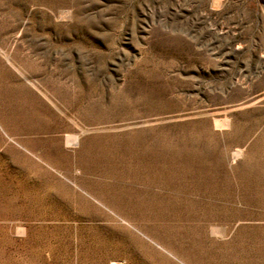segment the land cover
Returning <instances> with one entry per match:
<instances>
[{"label": "rangeland", "instance_id": "374dc122", "mask_svg": "<svg viewBox=\"0 0 264 264\" xmlns=\"http://www.w3.org/2000/svg\"><path fill=\"white\" fill-rule=\"evenodd\" d=\"M0 264H264V0H0Z\"/></svg>", "mask_w": 264, "mask_h": 264}, {"label": "bare ground", "instance_id": "6f19581e", "mask_svg": "<svg viewBox=\"0 0 264 264\" xmlns=\"http://www.w3.org/2000/svg\"><path fill=\"white\" fill-rule=\"evenodd\" d=\"M76 139L75 138H73V139H70L69 141H75Z\"/></svg>", "mask_w": 264, "mask_h": 264}]
</instances>
